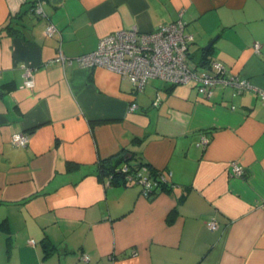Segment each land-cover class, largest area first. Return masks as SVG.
<instances>
[{
    "label": "crops",
    "instance_id": "0c3cea01",
    "mask_svg": "<svg viewBox=\"0 0 264 264\" xmlns=\"http://www.w3.org/2000/svg\"><path fill=\"white\" fill-rule=\"evenodd\" d=\"M40 1L43 16L33 12L37 0H0V26L23 12L20 32L0 35V264H264L258 91L216 86L204 97L154 78L135 93L118 73L54 59L58 44L77 56L115 30L151 31L184 9L198 70L216 60L264 92V0ZM19 132L25 147L11 141ZM134 154L171 173L149 198L95 171L122 155L137 166Z\"/></svg>",
    "mask_w": 264,
    "mask_h": 264
},
{
    "label": "built area",
    "instance_id": "2783aa9c",
    "mask_svg": "<svg viewBox=\"0 0 264 264\" xmlns=\"http://www.w3.org/2000/svg\"><path fill=\"white\" fill-rule=\"evenodd\" d=\"M41 1L37 0L34 7L35 14L43 16ZM186 20L185 10L180 9L176 18L170 23H162L151 31H141L136 26L128 29H118L103 36L95 50L77 56H66L57 45V55L54 58L62 64L76 62L83 68L103 67L107 70L118 73L121 78L127 79L135 93L144 91L147 83L154 78L163 80L171 85L190 84L197 93L204 97H211L212 90L216 86L222 88L230 86L237 92L246 89L258 91L264 99V92H261L253 84L236 74L230 72L224 64L213 60L209 62V71L198 70V64L188 54V45L194 39L192 34L185 32ZM57 32L56 27L48 22L44 33L53 36ZM259 43L253 48L258 51ZM24 87H34L33 69L30 66H23ZM160 97L157 94L154 105H158ZM137 108L135 102L130 103V111ZM12 143L17 147H25L28 144L29 136L25 132L15 133L11 136ZM208 143L206 136H201L198 145L205 147ZM231 174L242 176L243 168L236 162H232ZM150 165H142L136 171H130L124 164L120 171L124 173L125 184H136L140 186L141 194L151 197L160 191L162 186L169 184L170 172L163 173L155 170L152 172ZM210 230L217 228L215 217L206 222ZM32 244L33 241H30ZM81 259L87 261L88 256L82 254Z\"/></svg>",
    "mask_w": 264,
    "mask_h": 264
},
{
    "label": "trees",
    "instance_id": "16d2710c",
    "mask_svg": "<svg viewBox=\"0 0 264 264\" xmlns=\"http://www.w3.org/2000/svg\"><path fill=\"white\" fill-rule=\"evenodd\" d=\"M34 7H35V5L32 7L33 12H34ZM16 17L18 19H23V12H21L17 16L8 18L7 21L0 26V35L3 33H5L7 35H13V34H17L18 32H20V28L16 27V25L20 23L19 20H16ZM20 25H23V24L20 23ZM138 141H140V140H138ZM134 158L137 160V163H138L137 166H134L130 163L131 158L130 159L127 158V160H124L123 155L119 156L118 159H116V161H114L115 164L110 163V162H112L111 158L105 159V160H99L96 167H95V171H97L99 174L107 173L110 176V181L114 184H125V181L123 180L124 179V173L117 171V169H120L121 166L126 164L128 166V168L130 169V171H136L142 165H149L148 163H146L145 161H143L141 159V156L139 154L136 157L134 154L132 156V159H134ZM122 161H124V164L120 163ZM67 164L74 166V167H77L74 164H72V162H67ZM152 172L154 175L156 174L154 169H152ZM162 188H164V186H162Z\"/></svg>",
    "mask_w": 264,
    "mask_h": 264
},
{
    "label": "water",
    "instance_id": "95a60500",
    "mask_svg": "<svg viewBox=\"0 0 264 264\" xmlns=\"http://www.w3.org/2000/svg\"><path fill=\"white\" fill-rule=\"evenodd\" d=\"M57 1H60V0H53V2H57ZM208 47V45L206 46V48ZM130 157V156H129ZM124 160H127V158L125 157Z\"/></svg>",
    "mask_w": 264,
    "mask_h": 264
}]
</instances>
